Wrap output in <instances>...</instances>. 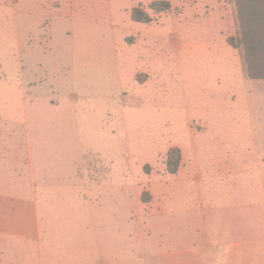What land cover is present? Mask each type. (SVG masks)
<instances>
[{
  "label": "rangeland",
  "instance_id": "rangeland-1",
  "mask_svg": "<svg viewBox=\"0 0 264 264\" xmlns=\"http://www.w3.org/2000/svg\"><path fill=\"white\" fill-rule=\"evenodd\" d=\"M158 1L171 10L154 12ZM232 4L0 0L2 139L18 149L31 143L35 190L38 182L65 205L61 214L74 213L75 200L88 202L94 247L102 230H124L127 252L140 253L129 264H150L169 237L192 234L199 208L209 223L229 218L233 182L251 184L244 173L217 175L245 172L248 151L261 155L263 138L264 85L241 77L227 42L239 33ZM136 8L151 22H135ZM173 147L184 153L177 175L166 165ZM22 167L1 157L3 182L28 189L15 173ZM0 255L5 264H40L35 239L0 241Z\"/></svg>",
  "mask_w": 264,
  "mask_h": 264
},
{
  "label": "crops",
  "instance_id": "crops-1",
  "mask_svg": "<svg viewBox=\"0 0 264 264\" xmlns=\"http://www.w3.org/2000/svg\"><path fill=\"white\" fill-rule=\"evenodd\" d=\"M230 1L234 5L232 8L238 25L237 8L234 0ZM223 13L224 7L220 17L229 30L228 24L223 20ZM232 49L237 55L240 75L245 79L247 74L242 48L232 47ZM250 80L264 85V80ZM262 130L261 155L254 156L255 153L258 154L257 149L248 151L250 154L245 159V172L235 169L226 172L217 171L221 179L227 180L229 176L243 173L251 179V186L247 183L246 187L242 186L243 183L233 182L238 197L236 201H232L229 218L217 216L209 223L206 219V208H199L197 217L188 222V227L193 228V233L186 232L184 240L174 236L175 234L172 238L169 237L164 251L151 254L150 264H264V120ZM27 136L31 138L29 126ZM2 138L3 134L0 133V158L21 164L22 169L15 170V173L21 182L29 181V188L25 189L23 183L20 186H12L14 182L4 183L3 176L0 175V241L2 243L37 240L40 248V264H129L135 263L136 259L139 260L140 253L127 252L125 232L120 227L102 230V235L97 237L100 242L95 246L98 251L95 255L94 222L88 211V202L75 200L77 205L69 206L74 213L61 214L65 205L53 204L52 197L46 195L44 189L42 191L38 182L35 190L37 179L35 164L33 166L28 164L30 156L34 162L31 143L27 146L23 144L18 149L13 139L6 141ZM22 149H25V157L19 154ZM181 153L183 158V149ZM255 163L258 166L253 167ZM255 173L258 182L254 180ZM254 185L260 186V189L257 188L255 191ZM79 191L83 192L82 188ZM255 192L257 196L254 195ZM239 194L243 197L242 202ZM218 210L225 211L223 207ZM59 226L64 227L63 234L60 233ZM207 227L213 228L212 237L208 235ZM4 260V256L0 255V264H5ZM6 264L13 263L9 261Z\"/></svg>",
  "mask_w": 264,
  "mask_h": 264
},
{
  "label": "trees",
  "instance_id": "trees-1",
  "mask_svg": "<svg viewBox=\"0 0 264 264\" xmlns=\"http://www.w3.org/2000/svg\"><path fill=\"white\" fill-rule=\"evenodd\" d=\"M238 15V38L230 37L228 44L234 48H242L247 77L253 80H264V0H234ZM172 5L168 1H158L151 5L156 13L170 11ZM132 19L138 23H149L151 18L142 9L132 12ZM182 162L181 150L173 147L167 155V170L175 175ZM144 199V197H143Z\"/></svg>",
  "mask_w": 264,
  "mask_h": 264
}]
</instances>
